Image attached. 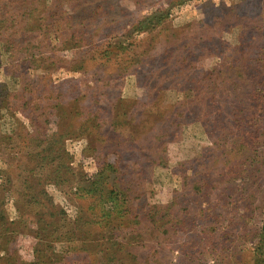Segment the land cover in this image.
Listing matches in <instances>:
<instances>
[{
	"label": "rangeland",
	"instance_id": "374dc122",
	"mask_svg": "<svg viewBox=\"0 0 264 264\" xmlns=\"http://www.w3.org/2000/svg\"><path fill=\"white\" fill-rule=\"evenodd\" d=\"M76 4L48 32L38 6L13 47L0 37V229L19 243L17 262L33 258L49 211L78 239L45 238V264H249L264 220V0ZM30 110L63 117L61 183L35 162ZM107 164L118 168L107 188L119 180L117 199L145 226L110 227L83 192ZM90 206L79 238L73 222Z\"/></svg>",
	"mask_w": 264,
	"mask_h": 264
},
{
	"label": "trees",
	"instance_id": "16d2710c",
	"mask_svg": "<svg viewBox=\"0 0 264 264\" xmlns=\"http://www.w3.org/2000/svg\"><path fill=\"white\" fill-rule=\"evenodd\" d=\"M51 1L52 3L48 5L50 2L48 0H3L4 3H0V37L4 36L3 39L1 40H3L4 43H9V46L13 47V45L15 44L14 40H15L16 34H20L19 32H22L24 34L28 33L21 26L24 25L23 22L27 23L31 19V16L33 14L32 10L38 8V6H41L39 9V14H38V17L39 15L41 17H39L40 22L38 21L36 28L43 30L44 32H48L50 30L49 27L51 23L58 17L60 18L63 15V13H66L65 11H63L64 10L63 7L66 6L70 0H51ZM82 1L83 0H76V3H77L76 6L81 5ZM26 5H28L29 8ZM42 9H45V11L40 12V10ZM69 9L73 11L71 7L68 8V11ZM73 12L76 16L78 15L76 11H73ZM94 12L96 13L97 11L95 9L92 11L93 17H95ZM69 20L72 21L71 17H69ZM85 21H86L85 18L80 19V22L82 24L85 23ZM19 27L21 28L19 29ZM83 28L88 29V27H85V26H83ZM83 34H85V32ZM79 38H82V37L79 36ZM107 51H108L107 49L104 50L105 55L109 53ZM19 58L24 59V55L19 56ZM22 90H25V87ZM3 96L5 95L2 94L0 91V110H1V107L5 105L2 99ZM18 104L20 105L21 101ZM36 106L37 108H39L38 104L34 105L33 107H36ZM33 107H32V110L35 109ZM5 108L7 109L10 107H5ZM19 109L21 111H24L25 109H28V107H24V108L20 107ZM32 110H30V113H28L27 118L30 124L29 126H32L33 130L32 132H29L27 129L25 130L28 133H30V134H26V136H28L29 138L28 142H34V144H36L35 145L36 146L35 162L37 164H39L40 162L43 165H47L51 168V174H49V177L47 178L48 182L52 181L55 183H61L62 181L60 182L58 181L59 174L57 173L58 171H60L63 165L62 158L64 157V154L62 153V150L60 148H61L62 141H63L62 139L64 136L63 130L66 131L67 129L64 128L60 130L58 128V125L62 122L63 117L56 116L52 112L47 111V114L44 117H42V119H40V116L36 115V113L33 112ZM49 120L54 121L53 126H57V129H54L52 127L47 129L44 123L48 122ZM114 123L115 122L112 121L111 122L112 125L111 124L110 125L114 127L113 125ZM116 164L115 165L107 164V165L100 167L97 172L92 174V176L94 177L90 183L89 189H86L83 192L90 193L89 196L96 194V197H92L93 201L94 202L100 201L102 206H100L98 210L102 212L106 211V215H108L112 219V222L110 223V227L117 228V227H122L123 225L124 227L145 226V221L143 220V218H141V220H138L137 216L136 218L132 217L133 210H131L130 203H128L127 198H123L121 200L117 199V195H120L124 192L123 191L124 188L122 186L120 187L119 185V180L117 183V185L119 186L118 189H115L113 186L109 188H107L106 186L107 184L106 183V173L108 174L111 171H114V173L117 172L118 168ZM80 191L82 192V190ZM38 201L39 200L36 198V196H34L30 199L29 202L28 201L27 202L31 206V209L35 210L36 214L37 213L42 214L38 210V204L35 203ZM34 205H36V208L34 207ZM107 205L109 206L108 208L109 210L107 209ZM39 207H41V205ZM263 207H264V199H263ZM152 212L153 211L146 213V217L150 220L152 219L153 226H156L158 223V220L154 218L156 215L155 214L156 212H153L154 214ZM117 214H120V216L122 217H127L126 223L121 222V223L116 224V222H118V220H115ZM52 215L53 216L50 217L49 211L46 213L45 218L49 220V222L47 223L41 222V221H45V219L38 220V223H39L38 227L41 231V234L35 233V235L37 236V239H35L34 244L31 245L32 248L30 247L31 256L33 258H31L30 261L28 262H24L22 261V259H20L17 262L16 259L19 256L18 254L19 243L15 242L16 239L13 238V232L11 231L1 232V229H0V252L1 251L4 252L3 256L0 255V263L1 264H45V262L47 261L46 260L44 261L45 256L43 254H46L45 252L49 249L48 248L49 246L45 243V238L50 237L53 240L56 238H64L63 237L64 235L66 236V240L68 238L78 239L72 227H69L67 230H64V231L62 230V227L61 228L58 227L60 224V221L58 220H62V219L60 217L56 218L55 213H52ZM90 217L91 218L93 217V211L91 209V206L87 207L86 211H83V210L78 211L77 217L73 223H74V227H77L76 229H78L77 232H78L79 238L82 236L80 235L81 232L85 233L87 231V230H84V228H87V226H90V224L92 223ZM79 227H81V230L79 229ZM59 228L63 232L59 231ZM56 231L59 232L58 233L59 235H56L57 234ZM109 232L111 235L114 236L113 233L115 232V230L113 228L110 229ZM15 235L16 234L14 233V237ZM84 246L85 244H83L82 248H84ZM109 253L111 252H106L105 255H108ZM250 257L251 258H250L249 264H264V220H263V225L258 232V241L256 242L254 248L251 249ZM116 258L119 259L116 255L111 254L108 257H106V259H110L106 261V263H108L109 261L112 262L113 260L116 261ZM131 258L132 256H130V258H127L126 261L123 259V261L121 260V263L125 262L126 264H131Z\"/></svg>",
	"mask_w": 264,
	"mask_h": 264
}]
</instances>
